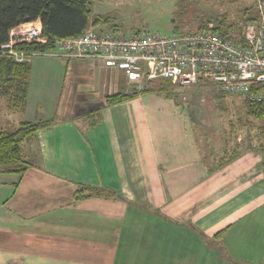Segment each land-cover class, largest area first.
<instances>
[{
    "label": "crops",
    "instance_id": "1",
    "mask_svg": "<svg viewBox=\"0 0 264 264\" xmlns=\"http://www.w3.org/2000/svg\"><path fill=\"white\" fill-rule=\"evenodd\" d=\"M30 63L25 108L12 113L52 123L27 141L24 175L0 173V264H163L150 246L165 227L190 245L177 264H264V153L216 161L142 94L91 126L107 95L135 91L124 72L93 58ZM80 183L102 192L75 200Z\"/></svg>",
    "mask_w": 264,
    "mask_h": 264
},
{
    "label": "rangeland",
    "instance_id": "2",
    "mask_svg": "<svg viewBox=\"0 0 264 264\" xmlns=\"http://www.w3.org/2000/svg\"><path fill=\"white\" fill-rule=\"evenodd\" d=\"M244 9H248L249 13L254 12V0L91 1L92 17L107 16L110 26L103 25V29L118 36L143 32L170 35L195 30L199 26L215 28L222 20L235 26L233 33H240L242 32ZM15 33L18 34L19 31L15 30ZM155 82L154 80L151 85L156 84ZM128 84L136 86V83L128 82ZM172 86L170 89L174 98H167L164 92L157 90H151L142 95L152 114H155V109L157 112L167 111L165 113L171 116H164V118L172 119L173 123L190 124L205 155L210 154L213 159L220 161L224 158L228 159L235 152L238 155L241 151L243 153L249 151L252 145L257 151L261 150L258 144L264 146V122L245 116L242 108L243 97L234 94L222 95L223 93L218 91L216 84L208 81L190 86ZM12 112L7 109V98L3 96L0 99V128L11 131L20 123L19 117ZM156 119L158 118L154 117V120ZM27 143L29 142L24 141L21 144L25 159L29 151L26 148ZM260 152L264 153V151ZM35 153L37 154V150ZM78 186L93 189L86 183H80ZM186 231L188 233L184 236L196 237L193 232H189L188 229ZM134 233L146 235V232L142 230H134ZM160 236L157 237L159 244L153 243L150 248L153 251L157 248L161 251L159 253L162 255L163 264H177V253L187 252L190 245L184 240L183 243L178 240L176 233L170 228L165 227L163 230L162 241H160ZM142 246L143 242L140 247ZM221 246L218 250L223 248V244ZM122 251L124 249L121 247L119 252ZM225 254L222 255L228 257L226 251ZM130 262L134 264V261ZM157 262L160 260L158 259ZM201 263L216 264V261L205 259Z\"/></svg>",
    "mask_w": 264,
    "mask_h": 264
},
{
    "label": "built area",
    "instance_id": "3",
    "mask_svg": "<svg viewBox=\"0 0 264 264\" xmlns=\"http://www.w3.org/2000/svg\"><path fill=\"white\" fill-rule=\"evenodd\" d=\"M257 21L242 28L241 39L220 36L211 27L176 34L135 33L118 36L89 25L79 36L54 42V51L39 53L14 49L23 42H44L39 20L9 31L0 54L17 62L34 56L93 58L121 69L136 89L167 79L176 86L213 82L218 91L264 105V0H254ZM15 30L19 33L16 34Z\"/></svg>",
    "mask_w": 264,
    "mask_h": 264
},
{
    "label": "trees",
    "instance_id": "4",
    "mask_svg": "<svg viewBox=\"0 0 264 264\" xmlns=\"http://www.w3.org/2000/svg\"><path fill=\"white\" fill-rule=\"evenodd\" d=\"M92 0H0V45L8 41L9 31L21 24L39 20L44 42H23L14 45V49L25 52H49L56 49L54 42L61 39L79 36L89 24L93 26L109 25L107 16L98 15L92 17ZM242 26L251 21H257L254 12L249 13L248 9L242 12ZM199 26L195 30L206 28ZM233 24H228L222 20L217 27L213 28L220 36L229 39H241L242 32L233 33ZM31 73L30 61L17 62L7 55H0V99L7 98V109L10 111H23L26 105L29 77ZM156 84L148 83L141 85L131 94L107 95L100 103L98 109L90 111L91 126L98 123V116L104 106L116 104L143 94L151 90L164 92L167 98H174L172 95L173 84L167 79L155 80ZM222 94V93H221ZM224 95V93L222 94ZM244 114L248 118L264 122V105L242 100ZM48 121H21L13 130L0 128V173H15L24 175L29 166V162L24 158L21 144L32 139L38 130L49 126ZM260 151H264V146L258 144ZM252 145L248 150H255ZM232 154L229 158L236 155ZM101 189L78 186L75 191V200L86 198L92 195H99ZM226 232V228L217 232L214 238H220Z\"/></svg>",
    "mask_w": 264,
    "mask_h": 264
},
{
    "label": "water",
    "instance_id": "5",
    "mask_svg": "<svg viewBox=\"0 0 264 264\" xmlns=\"http://www.w3.org/2000/svg\"><path fill=\"white\" fill-rule=\"evenodd\" d=\"M25 22H28V20H25Z\"/></svg>",
    "mask_w": 264,
    "mask_h": 264
}]
</instances>
